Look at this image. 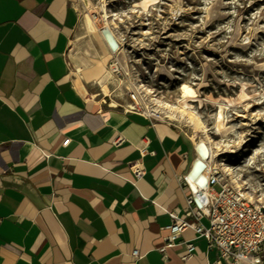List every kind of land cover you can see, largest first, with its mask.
I'll use <instances>...</instances> for the list:
<instances>
[{"label":"crops","instance_id":"obj_1","mask_svg":"<svg viewBox=\"0 0 264 264\" xmlns=\"http://www.w3.org/2000/svg\"><path fill=\"white\" fill-rule=\"evenodd\" d=\"M79 16L75 0H0V264H213L191 228L158 250L169 212L191 220L198 205L193 140L84 77Z\"/></svg>","mask_w":264,"mask_h":264},{"label":"rangeland","instance_id":"obj_2","mask_svg":"<svg viewBox=\"0 0 264 264\" xmlns=\"http://www.w3.org/2000/svg\"><path fill=\"white\" fill-rule=\"evenodd\" d=\"M88 1L104 5L129 61L125 78H139L144 107L181 125L189 137L208 142L207 135L211 165L264 207V0H75L76 50L89 35L86 14L104 24ZM215 7L220 15L209 22ZM182 84L196 96H183ZM183 101L201 117L205 132L179 117ZM221 123L232 126L228 133H221Z\"/></svg>","mask_w":264,"mask_h":264},{"label":"built area","instance_id":"obj_3","mask_svg":"<svg viewBox=\"0 0 264 264\" xmlns=\"http://www.w3.org/2000/svg\"><path fill=\"white\" fill-rule=\"evenodd\" d=\"M121 47V43H119ZM108 69L118 81L124 80L129 86V98L139 110H133L157 120L167 119L161 115L157 109H147L143 105L140 96L139 78L130 80L125 78L127 72L120 66L115 58L108 63ZM132 110V109H131ZM69 138L63 140L66 145ZM135 176L142 174L141 167L136 163L130 166ZM206 189L196 186L199 193L191 191L187 187L188 204L196 203V196L201 200V205H194L190 209L191 220L178 218L175 211H170L169 216L173 219L172 223L165 226L168 234L163 238V245L158 250L166 257V249L174 246L180 233L191 228L197 236L204 237L209 248H216L218 257L213 264H263L264 261V207L255 204L248 199L244 192L232 186L222 171L212 166L207 176ZM220 185L219 190H215L214 185ZM203 216L208 218V225L203 226L199 219ZM195 249L193 243H187V251ZM133 256L140 257L138 249H134Z\"/></svg>","mask_w":264,"mask_h":264},{"label":"bare ground","instance_id":"obj_4","mask_svg":"<svg viewBox=\"0 0 264 264\" xmlns=\"http://www.w3.org/2000/svg\"><path fill=\"white\" fill-rule=\"evenodd\" d=\"M87 8L90 10V12H93L99 16L103 21L104 24L102 26H98L97 22L91 18L89 14H86V17L83 21V24L85 26L84 31L88 32L87 38L84 40V46L78 50H76V56L79 58L81 62L80 70L84 77L88 80L95 79L97 80L101 85L105 93L112 94V97L117 99L121 104H123L125 107L132 109V110H139L140 112H143L142 109H137L135 104L131 102L129 98V86L126 81L120 80L114 90L110 92L109 85L107 84V79L110 76V71L107 69V64L110 62L112 58H115L117 62L120 64V66L124 69V71L128 72V59L127 55L125 53V50L123 47L120 46L117 34L115 31L111 28V26L107 22V11L104 7V5L94 6L89 1L87 2ZM220 15L217 8H212L208 12V18L207 21H211L218 17ZM103 29H107L106 32H103ZM110 34L112 38L116 42H118V46L112 48L110 44V40H108V35ZM161 70L168 72L167 69L164 66H161ZM181 90L183 91V96L188 97H195L196 91L189 85V84H182ZM186 101V100H185ZM181 104L178 112L179 117L181 119H185L188 122L192 123L196 129H200L205 132V126L204 123L199 115H197L191 108L192 106H187V103ZM112 104H115L114 101H112ZM146 110V107H145ZM171 111V116H175L174 112ZM219 114H221L219 112ZM232 126H225L224 123H221V133L226 134L229 132V129H231ZM208 142L205 141L203 138H197L195 135L191 136V139L193 140L194 144V151H195V157L193 159L192 165L193 166L195 162L194 170L192 171L189 179L195 184V186H199L202 189H206L205 193H207V185L202 181L199 176L202 174L203 177L208 176V173L210 172L212 165L211 161L213 159V146L211 141L209 140V137L206 135ZM257 153L254 152L250 159L254 158ZM191 169V168H190ZM230 169V168H228ZM201 183V184H200Z\"/></svg>","mask_w":264,"mask_h":264},{"label":"water","instance_id":"obj_5","mask_svg":"<svg viewBox=\"0 0 264 264\" xmlns=\"http://www.w3.org/2000/svg\"><path fill=\"white\" fill-rule=\"evenodd\" d=\"M102 31H103V32H106L107 29H103ZM107 32H108V31H107ZM107 35H108V38H109L108 40H110L109 42H110V44H111V47H112V48L117 47V46H118V42H116V41L114 40V38H112V36H111L109 33H108ZM195 162H196V161H195ZM195 162H194L193 166L191 167L190 171L188 172L187 176L185 177V180H186V182L189 184L191 191H193L194 193L198 194V193H199L198 188H197V187L195 186V184L189 179V177H190L192 171L194 170ZM199 178H201L202 181L207 185V182H208V181H207V178H206V177H203L202 174H201V175L199 176ZM200 184H201V183H200ZM195 202H196L198 205H201V204H202V203H201V200L199 199L198 196H196V200H195Z\"/></svg>","mask_w":264,"mask_h":264}]
</instances>
